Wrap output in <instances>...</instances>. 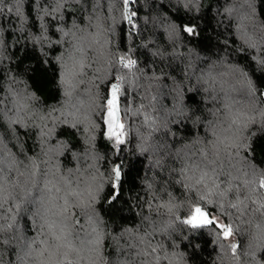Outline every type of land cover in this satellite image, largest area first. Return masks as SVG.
I'll use <instances>...</instances> for the list:
<instances>
[{
  "label": "clouds",
  "instance_id": "obj_1",
  "mask_svg": "<svg viewBox=\"0 0 264 264\" xmlns=\"http://www.w3.org/2000/svg\"><path fill=\"white\" fill-rule=\"evenodd\" d=\"M261 6L0 0V264H190L182 244L201 229L216 250L210 264H264ZM209 7L222 33L209 29L222 46L210 52L190 42ZM25 51L55 65L54 101L30 79L35 61L16 67ZM125 155L146 163L123 194L130 207L118 202L134 220L121 222L106 211Z\"/></svg>",
  "mask_w": 264,
  "mask_h": 264
},
{
  "label": "trees",
  "instance_id": "obj_2",
  "mask_svg": "<svg viewBox=\"0 0 264 264\" xmlns=\"http://www.w3.org/2000/svg\"><path fill=\"white\" fill-rule=\"evenodd\" d=\"M261 11L262 14H264V0H261ZM162 8L167 11L168 9L161 5ZM29 14L31 15V5L29 4L28 7ZM142 11V9H141ZM181 22L184 21L183 16H177L176 17ZM187 23H192L194 21H184ZM209 29L212 30V32L216 35H222V33H216V30L213 28L212 25V17H211V7L207 10V13L205 15V27L200 30V37L198 39H193L190 42L193 44H197L202 50L204 51H211L214 46L221 47L220 45H216L213 37L208 34ZM122 33H126V27L122 28ZM11 33H8L9 38H11ZM162 39V37H161ZM126 40V35L122 39V43ZM21 52V49L17 47L16 52L14 55L19 56ZM147 59V57H145ZM27 61H35L36 67L33 69L34 75L30 77L33 85L37 88V90L45 96V99L47 101H54L57 97V92L52 87L55 81V65L53 64L51 67V70L47 68H43L40 62V58L38 55H36L32 51H25L23 54V57L20 58L19 64L16 66L20 70H23L24 64ZM51 63V62H50ZM2 78V77H0ZM257 79L264 83V75L257 76ZM164 91H167L166 89ZM164 100L169 105L171 104V101L168 99V96L164 97ZM190 102H196V96L190 95L189 96ZM187 131L191 133V128L187 127ZM63 135H67L72 137V139L75 141L76 144L79 143L78 140H75V134L71 131L65 130V132L62 133ZM75 146V144H74ZM103 147H106V145H103ZM31 150V149H29ZM255 152L258 159H264V138H261L257 141L255 145ZM125 162L128 164V168L124 172L123 179L121 181V195L117 197V201H114L112 205L108 206V209L106 211V214L109 215L112 219H119L121 222H127L129 220H134V216H124L122 215L123 209L118 206V202L121 201L125 207H130L129 203L126 199H124V192L126 190L131 191L137 188L139 185L137 183L138 177L142 175L143 173V165L146 163V160L142 157H135L131 158V156H124ZM111 189H109V195L111 194ZM103 208V205H101ZM196 243H200L202 245L200 250H197L195 247ZM211 244V238L207 236L206 232L201 229L199 234H193L188 242H185L182 244V247L184 250L190 252V264H210V258L215 253L214 248H210L209 245Z\"/></svg>",
  "mask_w": 264,
  "mask_h": 264
},
{
  "label": "snow or ice",
  "instance_id": "obj_3",
  "mask_svg": "<svg viewBox=\"0 0 264 264\" xmlns=\"http://www.w3.org/2000/svg\"><path fill=\"white\" fill-rule=\"evenodd\" d=\"M120 99L121 98L119 96L118 88H117L116 85H113V87H112V98L108 100V104H109V115L112 114V106L115 103L116 108H117V119H118V109H119ZM109 131L112 134L117 135V139H119L118 133L117 132H112V126L111 125H109ZM196 212L198 214H200L201 213V210L200 209H197ZM193 222H197L195 217H193ZM206 222H209L210 223V221H206Z\"/></svg>",
  "mask_w": 264,
  "mask_h": 264
}]
</instances>
